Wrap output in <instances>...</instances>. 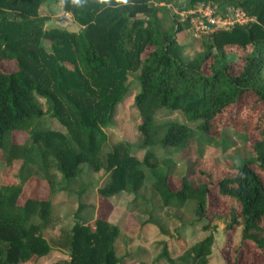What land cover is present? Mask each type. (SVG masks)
<instances>
[{"label":"trees","instance_id":"16d2710c","mask_svg":"<svg viewBox=\"0 0 264 264\" xmlns=\"http://www.w3.org/2000/svg\"><path fill=\"white\" fill-rule=\"evenodd\" d=\"M42 1L0 0V64L14 62L11 69L0 67V264H33L52 251L67 252L51 264H152L129 250L118 255L115 241L121 230L97 213L99 199L114 205L112 197L122 192L133 195L129 212L139 208L149 215L140 227L156 223L150 217L157 207L190 204L194 217L205 220L202 228L209 233L187 247L189 264H208L215 218L224 221L229 234L240 227L235 261L247 246L264 251V0H61L79 23L70 31L41 28ZM208 1L219 10L241 6L254 19L203 36L202 47L184 58L177 33L190 30V24L173 16L169 27L160 30V3L183 9ZM29 35H35L34 45L27 44ZM39 38L50 39L51 50L38 46ZM234 46L245 50L237 64L228 57ZM137 69L133 102L141 142L134 147L144 149L142 158L126 140L108 145L104 129L128 89V71ZM173 110L182 111L200 134L184 122L156 120L161 111ZM44 115L55 117L65 131L37 129ZM226 125L257 136L252 157L228 164L199 154L198 145L219 139L220 127ZM14 131L27 136L14 141ZM35 145L41 146L39 170L34 166ZM156 145L178 148L189 160L175 187L168 157L157 156ZM85 166L102 178L96 200L87 202L88 192L77 190L78 220L62 227L52 211L54 184L59 177H79ZM31 178L44 182L46 196L31 192L19 201ZM213 193L222 199L220 208L209 206ZM85 207L93 209L91 219L85 218ZM46 228H53L54 236H45ZM122 234L127 245L133 236L126 230ZM158 243L157 258L173 264L167 242Z\"/></svg>","mask_w":264,"mask_h":264},{"label":"rangeland","instance_id":"374dc122","mask_svg":"<svg viewBox=\"0 0 264 264\" xmlns=\"http://www.w3.org/2000/svg\"><path fill=\"white\" fill-rule=\"evenodd\" d=\"M179 2L186 3L187 0H178ZM199 2H196L197 4ZM157 16L160 19L159 28L165 30L172 22V17L176 16L180 19V10L178 5L173 3H160ZM39 14L44 17L41 23L42 29H49L52 27L65 28L67 31L75 30L79 27L72 14L66 11L62 7L61 0H43ZM138 16H142L138 14ZM35 35H29L27 44L34 45L33 37ZM179 40L184 44L183 57L188 58L194 54L195 51L202 47V43L198 40L192 29H185L177 33ZM38 46H41L44 50H51V41L48 38H39ZM248 46L246 50H249ZM244 49L238 46H234L230 49L228 57L235 64L240 63ZM69 66H72L70 62H66ZM1 68L11 69L14 67L12 60H4L0 64ZM137 70H130L127 74V79L124 83L128 82L129 86L122 97V99L116 104L113 117L108 125L104 127L109 139L108 145L113 144L119 140H126L133 145L132 152L142 158L144 149L135 148L141 142V135L137 128L140 116L137 108L133 102V96L137 91L134 77L138 73ZM131 81V83H130ZM93 91H96V87L91 85ZM37 99L44 104V99L37 96ZM165 119L177 120L184 122L194 129L195 134L199 135L200 131L196 127L194 122L189 121L180 110H173L170 112L161 111L157 114L156 120L161 121ZM37 129H51L65 131L60 122L50 115L42 116L37 124ZM221 136L219 139L213 142H201L198 145L199 154L202 157H214L218 158L228 164H237L244 159H249L253 156L252 144L255 140L254 136L250 138L243 132L236 131L233 126L226 125L221 126ZM14 141H22L27 133L23 131H14ZM41 150L40 145L33 147V159L34 166L39 170L41 166V160L39 152ZM154 151L157 156H167L169 160L170 171V183L172 186H177L179 177L185 172L186 167L189 165V160L186 154L178 148L173 146L154 147ZM1 167L2 162L0 159V181H1ZM102 178L85 166L82 174L72 180H64L61 177L58 178V182L54 184L55 191L50 195L53 202L52 211L53 214L60 219V226L70 228L74 221L78 220L74 216V212L78 203L77 190L84 188L88 193L87 202H94L96 200V186L102 184ZM66 186L67 188H61ZM147 188V186L145 187ZM37 192L41 196H46L47 189L43 181L37 178H31L24 189V192L19 201H23L24 197L28 193ZM147 195H150V189L145 190ZM24 195V196H23ZM133 195L127 192H122L112 197L114 205L111 203L99 199L97 206V213L99 215L106 216L111 222L116 223L120 228V234L115 241V248L117 254H123L124 251L129 250L133 253V257L143 260L145 262L152 261V264H166V259L161 257L157 258L162 244L159 241L167 242V250L173 256V264H189L191 261L190 255L187 253V247L194 241L203 238L209 233V230H204L202 224L205 220H197L190 212V204L182 208L164 207L158 208L157 202L155 206L157 209L152 215L154 222H148L143 227H140L141 221L149 217L147 213L142 212L139 208H135L132 212H129V206ZM222 199L216 196L214 193L209 196L210 208H220L223 204ZM93 209L85 207L83 214L85 218H90L93 215ZM91 219V218H90ZM217 224L214 233V243L212 244L211 253L208 256V264H258L264 263V251L258 252L254 248L246 247V251L241 254V257L235 261L239 252L236 250L240 246V227L235 233L229 234L224 230V221L222 219L215 218L213 220ZM158 223L164 228L170 231L171 234L163 233ZM175 227H178L177 231ZM126 230L128 234L133 236V239L126 245L124 243L122 232ZM177 232V233H176ZM44 234L47 237H52L55 234L53 228L44 229ZM176 236H180L177 239ZM250 245V244H248ZM67 251L59 253L52 251L46 256L33 262V264H51L52 261L65 256Z\"/></svg>","mask_w":264,"mask_h":264},{"label":"built area","instance_id":"2783aa9c","mask_svg":"<svg viewBox=\"0 0 264 264\" xmlns=\"http://www.w3.org/2000/svg\"><path fill=\"white\" fill-rule=\"evenodd\" d=\"M180 20H188L194 36L202 40L220 29H230L235 24H244L254 19L238 5L225 6L219 10L218 4L213 1L199 2L191 7L178 11Z\"/></svg>","mask_w":264,"mask_h":264}]
</instances>
